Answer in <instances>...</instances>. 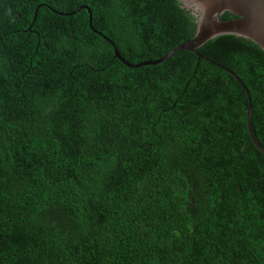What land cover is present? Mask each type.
Masks as SVG:
<instances>
[{"label":"trees","instance_id":"trees-1","mask_svg":"<svg viewBox=\"0 0 264 264\" xmlns=\"http://www.w3.org/2000/svg\"><path fill=\"white\" fill-rule=\"evenodd\" d=\"M196 25L183 0H0V264H264V50L114 55Z\"/></svg>","mask_w":264,"mask_h":264},{"label":"water","instance_id":"water-1","mask_svg":"<svg viewBox=\"0 0 264 264\" xmlns=\"http://www.w3.org/2000/svg\"><path fill=\"white\" fill-rule=\"evenodd\" d=\"M183 3L185 7L192 9V12L197 16L196 32L190 40L176 46L165 56L157 60H148L138 64H131L126 61L119 54L116 47L114 48V55L130 67L162 62L178 50H189L195 53L198 58H201L203 56L196 49L207 40L221 34L242 36L252 40L264 50V0H183ZM35 14L36 12L34 13L33 20L35 19ZM103 37L112 43L109 38ZM223 68L228 70L226 67ZM230 73L242 84L233 72ZM243 87L247 95V132L254 146L264 155V147L259 143L251 125L250 97L245 86Z\"/></svg>","mask_w":264,"mask_h":264}]
</instances>
